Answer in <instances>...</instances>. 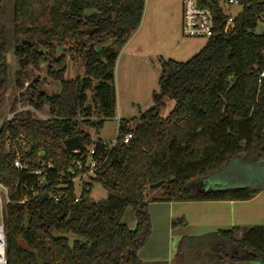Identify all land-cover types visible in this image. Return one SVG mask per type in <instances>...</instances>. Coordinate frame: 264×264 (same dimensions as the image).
<instances>
[{
    "label": "trees",
    "instance_id": "obj_1",
    "mask_svg": "<svg viewBox=\"0 0 264 264\" xmlns=\"http://www.w3.org/2000/svg\"><path fill=\"white\" fill-rule=\"evenodd\" d=\"M240 3L231 32L223 33L220 21L188 61L160 57L151 105L136 120L120 119L111 148L94 143L104 160L91 184L102 185L105 200L93 201L84 192L74 202L69 187L58 203H18L22 192L14 184L35 185L36 179L12 168L15 153L7 151V143L26 140L28 145L19 147L21 162L29 171L39 158L51 162L52 178L78 156L64 147L65 139L80 135L82 149L92 144L78 124L100 127L115 114V62L141 23L145 0H8L10 12L0 0V111L9 85L8 51L17 65L12 116L0 127V183L12 200L2 213L7 264H140L138 250L151 228L148 201L248 200L261 191L209 183L236 158L264 166V29L255 32L264 0ZM42 62L43 77L32 70ZM69 64L82 67L83 74L66 78ZM50 80L58 91L47 90ZM88 91L98 114L94 119ZM166 98L174 105L163 117ZM34 110L46 111L48 118ZM124 133H132L127 143L120 141ZM155 190L158 196H147ZM128 207L135 214L133 230L122 221ZM68 235L75 237L73 245ZM213 237L230 262L264 264V227H234ZM189 241L179 240L175 258Z\"/></svg>",
    "mask_w": 264,
    "mask_h": 264
},
{
    "label": "rangeland",
    "instance_id": "obj_2",
    "mask_svg": "<svg viewBox=\"0 0 264 264\" xmlns=\"http://www.w3.org/2000/svg\"><path fill=\"white\" fill-rule=\"evenodd\" d=\"M180 4V0H145V7H148L145 19L142 18L140 25L139 40L144 46L142 55H131L130 49H126L122 59L118 57L115 63V114L112 118L105 119L100 127L85 123L78 124V129L89 135L92 144L99 140L114 142L118 134L120 119L136 120L139 118L140 112L151 105L152 94L158 90L160 76L158 59L160 57L175 62H186L197 54L208 41L205 37L182 35ZM7 9L10 12V4H8ZM238 9L233 7L232 13ZM263 29V25L259 22L255 32L260 33ZM121 50L119 53H121ZM152 51L155 53L154 55L150 54ZM57 52H60V50ZM6 56L9 65V85L0 111V127L3 120L11 114V103L17 95L13 79L14 70L17 67L16 59L12 50L8 51ZM45 65L46 63L42 62L38 69L32 68V70L35 74L43 77L46 75ZM82 74V67L67 65L66 78H73ZM48 82L47 90L49 92L58 91L55 81L50 80ZM91 95V91H88L86 104L91 108L89 118L94 119L98 114L92 103ZM164 102L165 105L160 113L161 116L167 117L174 104L170 98H166ZM39 113L48 117L46 111ZM209 183L210 185L225 186L244 185L246 183L254 188L264 189V166L245 163L242 158H236L222 171L211 176ZM159 194L160 192L156 190L147 192L148 197L158 196ZM89 196L93 201H102L106 199L107 192L101 184L92 183ZM202 202L206 201H181L180 203L148 201L151 228L147 240L138 250L140 264H235L219 252L217 237H196L202 236L200 233L210 227L201 226L202 221L196 222L201 218L202 220L208 218L202 217V214L208 212L207 210L203 212L196 207L203 204ZM122 221L130 229H136V219L132 208L128 207L124 210ZM213 231H217L216 228ZM184 237L190 240V243L188 242L189 247L185 248L178 255L180 259H177V257L175 258L177 244ZM74 239L73 235H68V241L71 245L74 244Z\"/></svg>",
    "mask_w": 264,
    "mask_h": 264
},
{
    "label": "built area",
    "instance_id": "obj_3",
    "mask_svg": "<svg viewBox=\"0 0 264 264\" xmlns=\"http://www.w3.org/2000/svg\"><path fill=\"white\" fill-rule=\"evenodd\" d=\"M241 0H181V33L183 36L205 37L207 39L215 35L217 23L222 21L223 33L227 34L233 30L234 20L242 11ZM239 8L232 13V8ZM264 27V15L259 21ZM258 22V23H259ZM263 75V73L261 74ZM35 114L43 119H47L44 115L34 110ZM12 114H9L4 120L10 119ZM2 122V123H3ZM132 138V133H124L120 136V141L127 143ZM114 142H102L110 148ZM28 145L26 140H18L17 144L7 143V151L10 148L15 153L12 161V168L19 172L32 175L35 177V185H29L27 182L17 181L14 186L20 189V195L16 202L25 203L33 199H39L43 194H46L45 200H50L53 203H58L65 199L69 192V187H72L74 202H78L84 192L91 190V178H94L99 171L103 156L99 155L96 146L91 144L72 150L78 156L73 158L66 168L56 173L52 178L49 170L53 169L51 162H47L39 158L38 166L29 171L28 165L20 160L19 147L25 148ZM0 264H7L6 257V241L4 232V223L2 219L3 208L6 204L11 203V196L8 189L0 183ZM27 191V192H26ZM26 192V193H23ZM3 200V201H2ZM3 203V205H2Z\"/></svg>",
    "mask_w": 264,
    "mask_h": 264
},
{
    "label": "crops",
    "instance_id": "obj_4",
    "mask_svg": "<svg viewBox=\"0 0 264 264\" xmlns=\"http://www.w3.org/2000/svg\"><path fill=\"white\" fill-rule=\"evenodd\" d=\"M147 7L148 6L145 7L144 4V10L142 14L143 19H145V15L147 13ZM142 18H141V22H142ZM140 25L138 29L128 38L125 44L120 48V50L122 48L124 49L121 50V53H118L116 61L118 60V57L122 59L126 49L128 50L130 49L131 55H135V54L142 55L144 46L139 41L140 29H141ZM130 45H132V47L134 46L135 48L130 47ZM150 54L154 55L155 53L152 51ZM57 89H58V84H57ZM244 185H248V184L244 183ZM236 186H240V185H236ZM180 202H170V203H180ZM202 203L203 204H199L200 206H196V207H198V209L202 210L203 212L207 210L208 212L204 213V215L202 214V217H208V218H205L203 220L201 218L196 222L202 221L201 226L204 227L210 226V227H207L208 229H205L202 233H200L202 234V236H196V237H205V238L213 237V235L216 232L230 230L234 227L238 228L239 230H244L255 226L264 227V189H261V191H259L254 197L248 200H211ZM214 228H216L217 231H213Z\"/></svg>",
    "mask_w": 264,
    "mask_h": 264
},
{
    "label": "water",
    "instance_id": "obj_5",
    "mask_svg": "<svg viewBox=\"0 0 264 264\" xmlns=\"http://www.w3.org/2000/svg\"><path fill=\"white\" fill-rule=\"evenodd\" d=\"M63 144L67 150L72 151V150L79 148L82 145V138L80 135H76V136L65 139ZM45 199H46V194H43L40 197V200H45Z\"/></svg>",
    "mask_w": 264,
    "mask_h": 264
}]
</instances>
